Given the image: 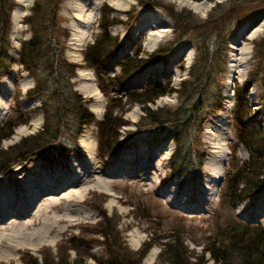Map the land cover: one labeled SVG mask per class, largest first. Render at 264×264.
I'll list each match as a JSON object with an SVG mask.
<instances>
[{
	"label": "rangeland",
	"instance_id": "1",
	"mask_svg": "<svg viewBox=\"0 0 264 264\" xmlns=\"http://www.w3.org/2000/svg\"><path fill=\"white\" fill-rule=\"evenodd\" d=\"M20 1L15 0L16 6L10 15V33L5 41L11 61L18 59L21 43L30 38L24 18L30 14L33 0ZM145 2L147 0H63L59 11L60 26L67 29L69 35L64 58L77 67L71 80L73 89L86 101L83 105L93 114L95 121L102 120L108 97L100 93L95 75L85 66L82 56L100 33L99 21L104 12L111 11L112 16L122 23L109 29L110 35L119 39V49L107 67L110 75L118 74L121 60L132 56L137 49L144 56L176 36L183 39L165 63H155L135 74L121 88H111L113 96L141 91L155 82H169L170 87L178 89L181 81L188 77L198 41L207 42L212 50L221 45L226 60L221 79L223 108L213 115L203 113L205 123L199 132L200 142L195 141L198 153L203 155L201 167H189L181 176L172 173L170 157L175 145L164 128L143 120L142 106L138 104L126 106L127 111L122 117L126 126L119 131V141L127 140L112 156L104 158L99 155L95 123L86 125L75 140L69 129H64L61 138L45 147L43 156H33L22 164L17 163L8 174L0 177V207L6 206L2 191H7L10 196H15L14 203L9 206L16 208L25 198L21 194L25 182L40 181L48 187H55L41 195L37 193L32 211L19 216L10 212L0 220V264H26L29 256L37 258L40 263L44 257H63L68 263L80 257V261L86 264H97L105 258L104 240L93 233L92 227L99 225L102 213L112 218V226L117 227L116 239L128 250L135 252L144 242L151 243L152 248L141 264H160L159 254L174 238L183 241L188 252L194 255L207 251L203 255L204 264H215L208 250L217 247L215 237L230 219L246 224H264V191L253 199L234 205L220 201V189H223L226 171L230 169V160L234 158L228 147L236 144L231 116L233 89L248 82L254 70V43L264 36L263 0H154L160 7ZM191 4L199 7L197 12L189 8ZM82 7L85 12L82 20L87 23L78 20V10ZM214 8L217 10L213 11ZM174 13H191L196 21L192 26L180 28L171 17ZM15 15L19 18L18 23L14 22ZM249 21H252L249 29L240 33ZM161 29L167 31L159 32ZM78 31L83 32V38L79 37ZM246 33L253 34V39L247 38ZM153 34L163 37L157 35L155 38ZM243 51L248 52L247 70L238 74L236 71L244 68L239 67L237 60L242 58ZM229 65L234 66L235 72H228ZM82 74L88 78L84 79ZM229 75L231 110L226 106L229 101L224 100ZM33 86V79L18 63L0 72V132L10 121L13 125L17 120H28L26 125L10 128L5 136L7 139H0L2 149L42 129L44 116L40 102L25 97ZM91 89L98 92L97 97L90 92ZM262 92V86L251 82L246 101L264 128ZM179 104L175 94H168L146 107L150 110L173 109ZM140 122L145 124L138 126ZM196 129L192 130L194 137ZM224 155V177L216 190L209 185L206 163ZM236 157L243 161L248 158V153L239 145ZM237 159L232 160L234 164ZM49 228L51 233L46 231ZM82 229L86 230L83 242L79 243ZM88 230L90 233L86 232ZM71 238H75V242H71ZM71 246L77 247V251L69 250ZM151 251L154 252L152 257L149 255Z\"/></svg>",
	"mask_w": 264,
	"mask_h": 264
},
{
	"label": "trees",
	"instance_id": "2",
	"mask_svg": "<svg viewBox=\"0 0 264 264\" xmlns=\"http://www.w3.org/2000/svg\"><path fill=\"white\" fill-rule=\"evenodd\" d=\"M153 1L147 0L145 3L161 6ZM62 2L63 0H33L30 14L24 18V23L30 30V38L21 43L18 59L11 61L6 52L5 41L7 42L10 33V15L16 3L15 0H0V72L15 63L22 66L34 81V86L25 93V97L37 99L44 116L42 129L36 134L6 149L0 147V177L8 174L17 163L22 164L33 156H43L45 147L61 138L60 134L64 129H69L75 140L83 128L92 123L97 127L99 155L104 158L114 155L127 140L119 141V131L126 126L122 119L127 111L125 108L134 104L142 106L143 120L148 121L147 124L164 128L173 141L175 148L170 157L172 173L181 176L187 173L189 167H201L203 155L198 153L195 141L200 142L199 132L205 123L203 113L213 115L223 108L221 79L226 60L221 45H216L212 50L207 42L198 41L195 60L187 71L188 77L181 81L178 89L170 87L169 82H155L144 90L113 96L111 88H121L147 67L165 63L174 47L183 39L176 36L144 56L137 49L132 56L121 60L118 74L110 75L107 67L119 49V39L110 35L109 29L122 23L112 16L111 11L104 12L99 21L100 33L86 47L82 56L85 66L95 75L100 93L108 97L102 120L95 121L93 114L83 105L86 101L73 89L71 80L77 67L64 58L69 35L67 29L60 26L59 11ZM174 14L171 17L180 28L192 26L196 21L191 13ZM253 67L249 81L233 89L234 107L231 116L236 144L228 148L234 157L232 160L237 159L239 145L246 150L248 158L243 161L237 159L235 164L230 160V169L226 171L224 186L220 189V201L230 205L253 199L257 193L264 191V128L256 120L246 101L249 84L257 83L263 88L260 98L264 105V36L254 43ZM168 94H175L180 104L173 109L150 110L146 107ZM16 122L12 125L10 121L6 125L0 132V139H7L5 136L10 128L26 125L28 120ZM141 123L145 124L140 122L138 126ZM194 127L197 128L195 137L192 133ZM101 219L99 225L92 227L93 233L104 240L102 245L105 258L97 264H141L152 248L151 243L144 242L137 251L132 252L117 241V227L112 226V218L102 213ZM228 222L215 237L217 247L208 250L215 264H264V224L240 223L234 221V218ZM85 230L80 232L79 243L83 242ZM86 232L90 233L89 230ZM70 241L75 242V238ZM69 250L77 251V247L71 246ZM206 252L194 255L188 252L183 241L174 238L165 245L158 259L160 264H204L203 255ZM79 258L68 263L63 257H44L40 263L37 258L29 256L26 264H86Z\"/></svg>",
	"mask_w": 264,
	"mask_h": 264
},
{
	"label": "bare ground",
	"instance_id": "3",
	"mask_svg": "<svg viewBox=\"0 0 264 264\" xmlns=\"http://www.w3.org/2000/svg\"><path fill=\"white\" fill-rule=\"evenodd\" d=\"M20 1V0H19ZM21 2V1H20ZM25 5H27V4H25ZM189 8L190 9H192L193 11H195V12H197V9L199 8L198 6H196V5H190L189 6ZM78 13H79V17H78V20H81V21H83V22H85V23H87L85 20H82L83 19V17L85 16V12H84V9H83V7L82 8H80L79 10H78ZM157 18V17H156ZM158 19V18H157ZM18 20H19V18H17V15H15L14 16V22L15 23H18ZM158 21L159 22H161L162 20L159 18L158 19ZM157 21V22H158ZM158 22V23H159ZM251 24H252V21H249L248 23H246L244 26H243V28H242V30L240 31V33H242V32H244L245 30H247V29H249V27L251 26ZM167 30H164V29H161V30H159V32H166ZM142 32V31H141ZM78 35H79V37H81V36H83L82 34H83V32L82 31H78ZM81 34V35H80ZM153 35H156V37L155 38H158V36H160L161 38L163 37L162 35H158V34H153ZM158 35V36H157ZM246 37L247 38H249V39H253V37H254V35L253 34H249V33H246ZM81 38H83V37H81ZM150 38V37H149ZM86 39V36L84 37V39L83 40H85ZM153 41L155 42V40H154V38H153ZM242 53V55L243 56H245V57H243L242 56V58H237V60H238V62H239V67H244L243 68V70H241V71H236V72H238V74L240 73H244L247 69H246V67H245V63H246V57H247V55H248V52H246V51H243V52H241ZM177 56V55H176ZM176 56L174 57V58H176ZM234 66L233 65H229V70H228V72H230V74L231 73H233V72H235V70H234V68H233ZM83 75V78L84 79H87L88 77H85L84 75L85 74H82ZM230 79V75L229 76H227V87H226V89H225V93H224V100L227 102V101H229L228 102V105H226L227 106V109L228 110H231V108H232V104L230 103L231 102V100H232V93H231V86H230V83H228V80ZM9 88V87H8ZM95 91L96 90H93V89H91V91L90 92H92V93H94V97H97L98 96V92L96 91V93H95ZM225 163H226V155H224V156H219V157H217L215 160H213L212 162H207L206 163V168H207V170H208V172H209V174H210V176L208 177L209 178V185H211V186H214L215 187V189L217 190V188H219V186L221 185V182H222V180H223V177H224V175H223V168H224V165H225ZM39 182V183H38ZM39 184V185H38ZM61 185H59V187H60ZM56 188H58V187H56ZM53 189H55V187H48V186H46V184L45 183H43V182H40V181H28V182H25V184H24V191L22 190L21 192H23V193H21L22 194V196H24L25 195V198L24 199H22V200H20L19 202H18V204L16 205L17 207L15 208L14 207V209H13V207H10L9 205H11L12 203H14V201H15V196L14 195H9L8 194V192L6 191H2V197H3V199H4V202H6V206H1L0 207V220L1 219H3L6 215H8L10 212L11 213H13L14 212V215H17V216H19V215H22V214H24V213H27V212H30V211H32L34 208V203H32V202H34V200H36V198L34 199V197L37 195V193H38V195L40 194H43V193H45V192H47V191H49V190H53ZM35 192H36V194H35ZM6 193H7V195H6ZM26 195H29V196H26ZM207 195H210V193H208ZM32 203V204H31ZM9 206V207H8ZM48 206V205H47ZM26 216V215H25ZM25 226H27V224L25 225ZM47 232L49 231V233H51L52 232V229L51 228H49V229H47L46 230ZM151 257L152 256H154V252L153 251H151L150 252V254H149Z\"/></svg>",
	"mask_w": 264,
	"mask_h": 264
}]
</instances>
